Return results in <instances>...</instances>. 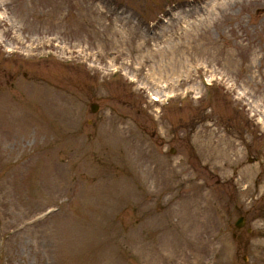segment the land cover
Segmentation results:
<instances>
[{
	"label": "rangeland",
	"instance_id": "374dc122",
	"mask_svg": "<svg viewBox=\"0 0 264 264\" xmlns=\"http://www.w3.org/2000/svg\"><path fill=\"white\" fill-rule=\"evenodd\" d=\"M2 1L0 264H264V6L200 49L165 36L208 0ZM119 13L141 51L111 49Z\"/></svg>",
	"mask_w": 264,
	"mask_h": 264
},
{
	"label": "bare ground",
	"instance_id": "6f19581e",
	"mask_svg": "<svg viewBox=\"0 0 264 264\" xmlns=\"http://www.w3.org/2000/svg\"><path fill=\"white\" fill-rule=\"evenodd\" d=\"M237 4L239 5L242 4L244 6V9H251L252 7L256 5H260V4L264 6V0H208L203 6L196 9L195 11L199 17V18H196V20L198 21L197 23L194 21L186 22L187 26L185 28L178 27V23H177L175 26H173L171 34H168L167 37L165 36V39L170 40L174 38L182 39L185 37H190V39L192 40L194 36L195 37L198 36L200 37L198 38L199 39L198 43L189 45V48L200 47V49H202V47L206 43L205 32H206L207 27L215 25V24L217 25L225 21L228 18L227 15L229 12L228 11L229 7L237 5ZM1 5H5V1L0 0V8H1ZM195 12L189 9L186 11V14L187 16L188 15L192 16L195 14ZM181 19L182 17H177L176 20L179 22V20ZM129 21H130L129 16H123L122 14L119 13L115 17L114 23L106 24L104 26V29L110 32L109 37L112 41H115L116 37L118 38V40L115 43H111L110 45L112 46L111 49L118 48L123 52L124 47L129 46L130 49L132 47V49L136 48L137 51H141L142 48L149 42V39L147 38V36L135 37V35H137V32H139V28L137 24L130 25L129 28L126 29V31L123 30L124 26L127 25ZM195 24L197 26H205L206 28L204 29V33L199 32L198 31L199 28H195ZM160 34H163V33H160ZM136 38H137V41L135 40ZM18 40L20 41L22 40V38L18 36ZM127 40L130 42L129 45L127 44ZM132 40L136 42L135 46H133ZM50 42H51V39L38 40V41L32 40L31 42H29L27 47L33 50L34 48L43 47L45 46V44H49ZM154 47H156V45L152 44L150 50H147V53L141 52V55H139L140 57L137 62V66L135 67L136 71H141L142 67L148 62L147 55L154 57L152 54L154 55L158 54L157 56L158 59L156 60L154 64L155 66H158L160 68L164 67L163 62L165 58L172 59V54L174 50H170L171 49L170 47H156L155 49ZM152 74L147 75L145 79H146L147 85H151L153 86L154 89H156L158 88V84H157L158 80ZM46 97H47L46 100L48 99L49 101L56 102V105H55L56 107L61 106V105L62 107L65 106L63 105L64 101L60 94L53 93L51 95H47ZM48 103L52 108H54V106L50 102ZM200 263L201 262L198 258L193 257L191 262H183L182 264H200ZM202 263L203 264H214V263H211L209 260H205V262H202Z\"/></svg>",
	"mask_w": 264,
	"mask_h": 264
},
{
	"label": "water",
	"instance_id": "95a60500",
	"mask_svg": "<svg viewBox=\"0 0 264 264\" xmlns=\"http://www.w3.org/2000/svg\"><path fill=\"white\" fill-rule=\"evenodd\" d=\"M98 106L96 104L91 105V111L95 112L97 110ZM245 224V218L243 216L239 217L236 221H235V225L238 228H241L242 226H244ZM248 232H250V229H247Z\"/></svg>",
	"mask_w": 264,
	"mask_h": 264
}]
</instances>
